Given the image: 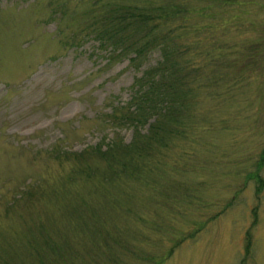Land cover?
I'll list each match as a JSON object with an SVG mask.
<instances>
[{"label":"rangeland","instance_id":"obj_1","mask_svg":"<svg viewBox=\"0 0 264 264\" xmlns=\"http://www.w3.org/2000/svg\"><path fill=\"white\" fill-rule=\"evenodd\" d=\"M98 1L106 2L0 0V264H31L24 238L45 216L83 196L107 212L109 196L121 201L126 188L146 224L116 213L115 224L146 236L128 239L145 251L128 264H264V0L195 2L187 22L196 29L185 40L198 41L206 60L193 54L192 62L206 77L195 79L200 89L190 84L183 135L151 145L145 177L133 180L109 161L134 153L102 154L112 138L133 139V128L113 127L108 114L130 101L161 53L133 66L94 38L72 45Z\"/></svg>","mask_w":264,"mask_h":264},{"label":"trees","instance_id":"obj_2","mask_svg":"<svg viewBox=\"0 0 264 264\" xmlns=\"http://www.w3.org/2000/svg\"><path fill=\"white\" fill-rule=\"evenodd\" d=\"M196 1L106 0L104 3L98 1L91 5L92 9L88 12L91 16L90 22L73 35L72 45L79 46L78 43L84 36L94 38L102 47H108L119 56L129 58L133 66H138L154 49H159L161 53L160 61L146 69L144 75L135 80L134 86L137 85L138 88L130 101L126 105L114 107L108 114V122L113 127L121 128L126 125L133 128V139L128 145H124L121 140L113 143L112 138L104 144L102 153L104 157L113 156L121 151L116 148L126 149L124 153H134L128 159H122L121 153L120 160L109 161L115 172L130 170L134 175L131 180L140 176L145 177L148 171L146 170L148 150L151 145L167 147L173 137L183 135L181 124L183 116L187 113V102L192 97L190 84L194 82L200 89L202 82L195 79L199 76L206 77V69L192 62L193 54H200V57L206 60L203 52L196 46L198 41L185 40L186 33L195 32L196 29V25L187 22L195 11ZM81 33L85 34L81 37L79 36ZM145 125L146 131L141 132ZM88 148L77 155L86 153ZM101 148L102 145L99 144L92 149L99 151ZM263 161L262 157L258 164L261 165ZM128 191L126 188L120 194L124 202L115 199V195L109 196L107 205H100L107 212L100 213L93 206H88L83 196L75 204L72 202L64 205L62 210L56 213L58 214L56 217L45 216L35 223L28 229L24 238L30 263L128 264L126 259L130 255L137 258L138 255L144 256V249L137 248L138 244L129 243L128 239L133 238L135 242L145 241L146 236L140 232L132 233L128 224L125 226L115 224L118 212L123 219L130 218L146 226L145 219L132 209L130 202L133 197ZM64 220H69V228L63 232L56 230L58 229L56 225ZM72 226L76 232L81 233L74 238L70 235L75 233ZM197 231L198 229L186 233L177 240L174 247L181 243L183 237ZM93 234L97 236L98 241L90 244L87 240L90 241ZM246 239L249 244L250 238L247 234ZM66 241L69 244L75 241L77 244L70 249L65 246ZM174 247H170L169 256ZM150 258L154 260L155 256ZM157 261L161 262L162 258L156 259Z\"/></svg>","mask_w":264,"mask_h":264}]
</instances>
